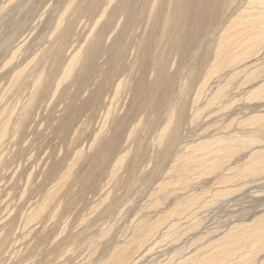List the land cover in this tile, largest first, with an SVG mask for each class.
Masks as SVG:
<instances>
[{
  "label": "rangeland",
  "instance_id": "rangeland-1",
  "mask_svg": "<svg viewBox=\"0 0 264 264\" xmlns=\"http://www.w3.org/2000/svg\"><path fill=\"white\" fill-rule=\"evenodd\" d=\"M16 1L17 0H10L8 2V0H5V1L0 0V8L3 7V10L2 9L0 10V12H1L0 13V39H3L5 34L8 31H10V30L14 31V29H15L14 26L18 21L22 22L23 21L22 19L28 20L26 25L22 26L20 28V30L17 31L20 33V35H19L20 37L18 38L19 39L18 42L21 40V42L19 43L20 45L18 44V47L17 46L14 47L16 45V43H15L14 46H13V44H12V46L10 45L11 47H13V48L10 47L11 49L6 48L3 51L0 50V106H1L0 115H1V113H4V114H2L3 116H0V117H2L3 121L6 122V120H7V122H8L7 129H6L5 133L0 135V236H1V238L4 237L2 239L0 238V264H99V263L103 262L104 259L106 260L109 257V255H111L110 254V253H112L111 250L113 251L114 247L116 246L115 243L122 241L121 236H123V233H124V235L125 234L129 235V232H131V231L133 232L132 229L135 228L133 226L136 224L134 222L139 220L137 224H140V222H141L140 219L143 221H145L147 219L146 220V221H148L147 223H151V222H155L159 218L162 219L161 224L163 223L162 225L164 226V229L162 231H164L167 235H171V236L167 237V235H165L167 239H164L163 236H161L156 240L157 236H160V232L156 233L155 243L157 241L158 242L156 244H152L149 246L152 251L149 250L146 252L149 254L144 255L145 257L143 259L145 261L142 259L144 262L141 261L140 264H147V262H148V264H152V260H154V259L155 260L153 261V264H165L166 261L168 264H174L175 259L171 260L170 258H173V256H171V255L174 254V256H175V254H176V256L178 257V256H181L182 254L183 255L185 254L184 256L186 257V255L188 256V254L191 253L189 250L195 252V250H196L195 248H197L198 246L205 247V249L207 251L209 250L208 253L206 252L207 254L205 252L203 253L202 251H205V250H202V249H201L202 250L201 252L203 254H201L199 252L202 255L201 258L206 260V262H201V264L215 263V261L214 262H210V261L214 257H216L218 255V253H221V252L223 253V251L226 252L228 250L232 251L229 248H232L235 251L237 250L236 253H238V255L240 257L242 256L241 254L244 253L245 251H250V245H251V243L254 242L253 237H251L253 234H250L249 236L246 237L245 240H243V241L240 240L239 242H237L235 244L236 246H238L241 243L245 242L248 245L247 248H243V247L241 248V247H236V246L235 247H225L227 245V241H225L223 243H219V242L223 239L225 234H227V232L229 231V230H227L228 226L230 227L234 224L233 226H236V228H239V226L241 225L239 223L251 224L252 223L251 221L254 222V220H258L263 215V212H264V196H263L264 195V187H262V185L264 186V181H263V179H264V177H263L264 176V174H263L264 168L257 170V173H255L253 171L254 169L250 168V164L249 163L246 164V161L248 160L249 154H247L248 156L246 155L247 159H246V156L239 159V157L242 155L239 153L240 152L244 153L246 151V149H242L240 151L238 150L239 152H237L238 153L237 155L234 154V156H231L232 157L231 162H230V159L228 161L230 164L229 163L223 164V166L225 165L224 168H227L232 163V165H231L232 167L231 166L229 167L232 169L231 170L227 169L228 171L226 169L225 170L224 169H215V171H214V169H205V171L200 172L199 171L200 169L196 168L195 171L198 169L197 172H193L194 171L193 169H190V170L186 169L187 170L186 171L184 166H182L183 168L181 167L182 169H184L183 171L181 168H180L181 170L176 171V168L178 166L175 168V165H177L178 163H181V161L186 162L187 158L182 157L184 159L183 160L182 158H180L181 157L180 156L179 159L177 160L175 157L177 156L176 155L177 151H178V154H179V152L186 153L187 151L192 149V146H194V144L196 145L197 143H199L203 140H208L209 138H212L211 135L216 133L219 130L218 129L219 126H223L225 123H227L229 121L233 122V120H234L233 118H235V117H236L235 121L232 123L234 125H231V127H229V131L231 130L232 131L231 133H233L234 131L237 132V130H239V133L242 132L241 134H245V133L247 134L248 130L252 129L251 126L249 127L248 126L249 124L245 125L246 121L241 122V123L240 122L238 123V121H241L243 118L247 119L248 117H246V116H248V115L252 116L255 113L256 114L259 113V115H261V116L259 119V123L257 122L258 124L256 123V126L258 125V127L261 129V132H262L261 135H262V137H264V128H263L264 127V92L259 94L258 97L259 98L261 97L260 100L256 99L258 97H255V99L248 97L249 96L248 93H250V92H247L248 88H250L252 86V84H254L255 82L256 83L254 84V86H258L259 81H257V79H256L255 81H253L254 83L248 82L247 84H245L244 82L246 80V76L244 77V75L241 74L239 76V78L236 77L237 79L235 78L233 80V84L235 86H237L238 89L237 88L232 89L230 92H232L233 94L229 93V95H227V97L224 99V101H227V99L228 100L233 99V103L231 101V103H232L231 104L230 101H228V102H224L223 104L217 105V106H219V105L223 106L225 103H228L226 108L224 109L228 113H226V112L224 113V110L221 111L222 113H219L220 111H218V113H217V111H214L215 113L214 114L210 113V117H209L208 113L213 112V111H208V112H206L207 110L201 111V113L204 111L206 113H202L199 115V120L198 119L196 120V121H199V123L195 121V123H193L194 125L191 124L192 127L190 125H188L187 123L183 125L184 130L182 131V135L184 136L185 134H183V133H186L188 131L187 132L188 134L186 133L187 139L184 138V140L186 142L184 140L183 141L185 143H183V141H182L177 147L171 149L170 153L171 154L173 153L172 155H175V157L173 156L175 160L172 159L173 157L170 156V154L168 155L169 157L166 156L167 154H165L164 156H162V155L160 156L159 150L162 148V146L158 145L159 146V149H158L157 140H154V139L152 140V137L154 138V133H153L154 130L151 128V126H147L148 124L151 125V123L154 121V119H155L154 118V116H155L154 112L155 111L147 112L148 115L145 112L141 111L142 110L141 106L143 104L140 105V103H138V102H140L139 97L141 96V94H140V92L136 91V90H138V88H135L139 84V81L141 79H144V78L146 80L148 78V80H151V81L156 80L158 83V76H157L158 74H156L155 77H153V75H151L150 71L147 70V72L145 73L147 76L145 75V77H143L144 75H142V72H140L141 73L140 76L136 75V74H139L138 70H141V64H143V62H145V59L143 57V53L141 51L137 52L134 59H133L134 56H132V54H131V56H130L131 59L127 58V59H124L122 61H118V64H117V62L113 63L115 61L112 59V55L109 56L108 52L110 51V47L112 46V42L114 40V37L117 34L116 30H115L116 32L114 31L113 33L111 32L112 34L110 33V36L106 41L101 40V41H105V42L101 43L102 45L100 43H99V45H97V42H98L97 36H99L100 32L103 31V30H101L103 28L102 23L104 24L105 18L109 15L108 14V13H110L109 10H111V7H109V6L112 3H113L112 5L115 6L116 1L115 0L111 1V4L108 5L109 8L107 7L108 10L106 9L105 15L102 17V19L99 20L98 24L95 26V27L99 26L100 28L99 27L92 28V26H93V25H91L93 23V22H91L92 20L90 21L91 22L90 23L89 20L82 18L80 20V22H83V23H80V22L75 23V26H73V28L71 27L69 29L70 31H72V33H69V31H68L66 36L63 34H65V30H66L65 24H67L69 21H71L68 18L70 16L69 11H71V10H69V11L67 10L68 11L67 12L66 11L67 8H65L66 6L64 7V5H67L71 0H35V2H32L34 0H28V1L27 0H24V1L18 0L17 2ZM21 1H22V4H21ZM25 1H27L28 3ZM37 1H39V2L37 3ZM42 1L44 3L45 2L46 3L44 4V3H42ZM85 1L86 0H75L74 3L72 2V5L70 6V8L72 9L73 7H75L76 5L81 3L80 4L81 8L83 7L85 9H88L89 3H90L88 1H90V0L86 1V2H88V4L85 3ZM204 1L205 0H200L201 3H200V6L198 7V10L199 9L200 10L199 11L197 10V14L200 17L208 16L210 10L213 8L208 3L205 4ZM10 2H11V4H9ZM247 2H248V0H234L233 7L235 9H237L240 6L241 9H244L247 5ZM62 3L63 4L65 3V4L63 5ZM83 3H84V5L87 4L86 6L88 8L86 6L85 7L82 6ZM102 3H103L102 0L95 3L94 6L96 7L97 11L100 10ZM1 4L3 6H1ZM35 4H36V6L37 5L39 6V7L37 6L38 9L35 8V6H34ZM74 4H75V6H74ZM26 5H28V6H26ZM42 6L46 9L44 10V8ZM20 7L21 8L23 7V8L20 9ZM227 7H228L227 5H224L223 8H221L222 10L220 9L219 12L216 10L213 13V15H216L217 12L219 13L215 18L216 20H214V24H217L216 26L220 25V23H223L225 17L230 14L229 12H231V10H230L231 8L228 7V9H227ZM21 10H23V11L21 12ZM63 10H64V12H63ZM51 11L53 12L52 16H51V13H52ZM28 12H29V14H28ZM66 12H67V14H66ZM41 13H42V15H41ZM48 13H50V15ZM37 14H39V15H37ZM59 14H61V15L59 16ZM222 14H224V15H222ZM27 15H28V17H26ZM33 16H35L34 21L37 22V20H40L37 22V24H35L34 21H33L34 24H31L32 22H30V20H33ZM54 16H56V17H54ZM61 16H63V17H61ZM36 17L37 18L41 17V19H37ZM57 17H58V19H59V17H60V19L65 18V21L63 22L61 19V21L63 22V23L61 22L62 27L59 26L58 30L56 29L57 32H55V30H54L55 26H54L53 22L57 21L56 20ZM30 18H32V19H30ZM71 18H73V17H71ZM95 18H96V16H95ZM49 19H50V21H49ZM66 19L69 21H67ZM84 19H85V21H83ZM122 21L124 22L123 19L120 22L122 23ZM5 22H7V23H5ZM47 22H49V24ZM84 22H86V23H84ZM120 22H119L120 26L123 25V23L121 24ZM28 23H30L31 25ZM78 23L80 24L81 27L79 26ZM63 24H64V26H63ZM87 24H88V26H86ZM199 25L200 24H197V26H196V24H192V28L196 29L199 27ZM76 26H78L77 27L78 29L76 28ZM120 26L118 25L117 30L120 28ZM85 28H87V29L89 28L87 30L88 31L87 34H84L86 31ZM90 28H92V30ZM62 30H63V33H62L63 40L61 41L62 43H60V40L57 39L56 35H58V33H60ZM217 31H220V30H217ZM2 33H3V35H2ZM80 33H82V34H80ZM52 34H54V35H52ZM90 35H91V37H90ZM93 35H94V38H93ZM78 36H79V38H78ZM82 36L87 38V40ZM70 38H71V41H70ZM74 38H75L77 44L75 43ZM72 39H73V41H72ZM83 39L86 40V42ZM68 41H70L71 43ZM187 42H189V41H187ZM63 44H66V45H63ZM75 45H76V47H75ZM79 45H82V46L79 47ZM88 45H90V46H88ZM68 46L71 49V51L74 50V48H75L76 49V50H74L75 54H76V51H78L77 53L79 56L76 54L75 57L73 58V60L76 61L75 62L76 64L73 63L74 61H72V63L75 64L73 66L74 69L72 70L73 73L71 72V74L68 77H66V81H65V79H63L64 81H61L58 83V81H60L61 75L63 74L64 67L67 66V64L71 62V60H72L71 58L74 55L72 53L73 51L69 52V49H67ZM91 46L92 47L95 46L96 48H94V47L91 48ZM65 47H66V49H65ZM262 47H264V45ZM56 49H58V52H56ZM104 49H106L105 50L106 52L104 51ZM66 51L68 52V54ZM98 53H100V54H98ZM103 53L105 55H103ZM138 53H139V55H138ZM256 54L257 55H255L253 57V59L257 58L258 60H256L254 62L253 59H250V60L248 59L250 63L247 62V65H248V67L251 68V66H252L251 61H252L253 65H254V63H258V65H261V66L257 65V67H256L258 69L260 68L258 80L261 79L259 82L260 83L259 86L261 87L262 81L264 80V76L261 77V75L264 74V72H263L264 71V48L259 49ZM90 55H93L92 56L93 58L90 57ZM96 56H98V57L100 56L99 59ZM103 56H104V59L107 57L106 61L111 60L113 65L111 62H107V63H111V64H107V63L105 64V60L102 59ZM136 56H139L138 59L136 58ZM57 58H59L60 61H59V63L57 62L58 65L56 66V64H57L56 61H58ZM94 58H96V61ZM76 59H78V60H76ZM132 59H133L134 63L131 61ZM125 60H126V62H123ZM187 60H190L189 64L191 65L192 61L189 58V56L185 57V59H182V60L177 58V57H173L171 59L170 65H169L170 70L168 69L169 75L173 74V75H175V78H176L180 74H184L186 72L187 67H190V65L187 62L185 63V61H187ZM248 60H246V61H248ZM99 61L101 63V66L99 65L100 64ZM101 61H103L104 63ZM128 62H129V64H131V63L135 64V65L137 64L136 66L133 65V70H132L133 73L136 71H137V73L132 74V72H130L134 78L131 76L130 73L128 74L125 87L122 88L123 90L121 89V92H120L121 94L119 93V95L116 96L117 98H115V97H113V94H112V84L110 82H107V83L104 82V84H103L102 78L100 76L101 72L102 71L108 72L107 70H109L111 72V68H113L114 64L116 66L114 67L115 69L113 68L114 70L112 69V72H115V70H117L116 69L117 67H119L125 63L128 64ZM85 63H87V64H85ZM94 63L96 64L95 66L93 65ZM102 63L104 64V67L106 65L104 70L102 69V68H104V67H102L103 66ZM182 64H183V66L185 65V67H186L185 69H183V71H182V68H183ZM177 66H179V67H177ZM55 67H57V68L55 69ZM80 67H82V68H80ZM98 67H100V68H98ZM107 67H108V69H107ZM180 67H182V68H180ZM248 67H247V69H248ZM253 67L254 66H252V68L251 69L249 68L248 70L250 71V70L255 69ZM14 68H15V71H17V72L19 70H22V72L24 74V75L22 74L23 77L21 76V79L19 81H17L18 85L13 81V71L12 70ZM99 69L101 72L99 71ZM81 70H83V71H81ZM227 70H229V69H227ZM201 72L204 73V71H201ZM223 73H224V71H223ZM38 75H42V77H43V78L41 77V81H42L41 83L42 84L39 83V86H36L37 87L36 90L39 88V90H37V91L40 94H38L36 90L34 91L35 88L32 86V80H34ZM87 75L88 76L90 75V76L88 77ZM24 77H26V78H24ZM78 77H80V78H78ZM213 78H212V81L209 82L210 83L209 85L210 86L212 85L213 87H215V85H213V84H215L216 79H215V77H213ZM22 79H24V80L21 81ZM42 79H44V80H42ZM85 79H88L87 80L88 83ZM96 79H97V81H96ZM130 79H131V81H130ZM242 80H243V82H242ZM44 81L46 83H43ZM239 81H241L240 85H239V83L237 85L236 83ZM13 82L15 85L13 84ZM21 82H23V83H21ZM97 82H99V84ZM24 83H25V85H23ZM249 83H251V85H249ZM263 83H264V81H263ZM100 84L101 85L106 84L105 85L106 87L103 86L102 89H103V91L105 89L106 90L108 89L107 90L108 92H106V90H105V92H102V93L100 91H98L97 94H100V102L99 101L95 102V96L97 95L96 92L98 89V85H100ZM148 84H150V81H148ZM43 85H46V86H43ZM101 85L99 86V88L101 87ZM11 86H13V87H11ZM24 86L27 89L24 88ZM87 86H90V87H87ZM241 86H242V88H241ZM9 87L12 89H9ZM50 87H52V88H50ZM95 87H97V88H95ZM28 88H30V89H28ZM128 88H130V89H128ZM262 88H264V87H262ZM15 89H18V90L16 91ZM51 89H53V90H51ZM125 89H127L128 92L132 90V92L136 93L137 95L133 94L132 92H131L132 94L130 92L128 93L127 90H125ZM240 89H242V90H240ZM43 90L44 91L46 90L45 91L46 93ZM95 90H96V92H95ZM244 90H246V91H244ZM261 90L264 91L263 89H261ZM241 92H243V95ZM43 93H45V95ZM107 93H108V95H107ZM208 93H209V91H205L204 93H202L199 101L202 99H205V95H207ZM34 94H35V97L33 96ZM247 94H248V96H247ZM105 95H107V96H105ZM188 95L189 96L186 97L187 101L185 98H184V100L186 101V103L188 105V114L189 113L191 114L194 111L193 109H195V107L191 110H190V108H192V106L197 107L198 104L197 105H195L196 103H194V105L192 104V102H193L192 101L193 100L192 95H194V92L192 90H190ZM238 95L246 96L248 99L245 98L246 99L245 100L244 97H243V99L247 102L245 103L244 100L241 99L242 96H239L241 99L240 101L242 102V103L241 102L239 103ZM42 96H43V98H41ZM136 96H138V97H136ZM102 97H103V99H102ZM112 97H113V99H112ZM229 97H232V98L229 99ZM235 97H236V102H235ZM31 98H33V99H31ZM250 98H251V100L249 101ZM134 99H135V101H134ZM252 99H254V101H252ZM190 100H191V102H190ZM32 101L34 102V104H32L33 103ZM113 101L116 103L114 104ZM157 101H158V99L155 100V103H157ZM199 101L197 103H201L204 100L201 102H199ZM27 102H29V103L32 102V103H30L31 104L30 105ZM83 102H85V103H83ZM112 102L115 105V108H114V105L112 104ZM153 102L154 101H152V103ZM109 103H110V105H109ZM236 103H238V105ZM22 104H24L25 106L23 107ZM246 104H247V106H245ZM189 105L190 106L192 105V106L190 107ZM243 105H244V107H247L246 110L244 109L245 111L242 110ZM29 106H31V107H29ZM79 106L82 109H80ZM104 106L106 107V110H105ZM134 106H135V108H134ZM248 106H249V108H248ZM6 107H8L9 110L11 109L10 111L13 110V112L5 113L6 111H9L8 109H6ZM89 107H90V111L88 109ZM97 107H98V109H97L98 112L95 111ZM99 107H101V108L99 109ZM128 107L129 108L131 107V108L129 109ZM20 108H24L26 110L22 111V114H21V113H19L22 110V109L20 110ZM76 109L78 110V112H77L78 114H76V112H75ZM79 109H80V111H79ZM110 109H112V110L116 109L115 111L113 110L115 112V114L113 113V115H112L113 111ZM92 110H93V112H92ZM100 110H101V112L103 111L104 113L103 112L101 113ZM15 111L17 112V114H15L16 113ZM246 111H247V113H246ZM254 111H258V112H254ZM105 113H107V114H105ZM109 113H110V116L112 115L111 117L107 116V115H109ZM163 113L165 114V111L161 113V118H163L165 116ZM133 114L136 116L134 117ZM152 114H153V116H152ZM162 114L164 115L163 117H162ZM203 114H204V116H203ZM14 115L16 116V118ZM121 116H123V117H121ZM230 116L232 117V121H231ZM7 117L8 118L11 117V118L8 119ZM17 117H19V118H17ZM88 117H90V118H88ZM238 117H240V118L238 119ZM101 118H102V120H101ZM132 118H133V120H132ZM16 119L18 122L16 121ZM118 119L120 122L118 121ZM130 119H131V121H130ZM143 119H145V121H147V122H145ZM209 120H211V121H209ZM222 120H223V122H222ZM114 121H116V122H114ZM134 121H136V122H134ZM123 122H127L126 125H129V126L123 125L124 124ZM139 122H140L142 127H140V125H139L136 128L134 125L137 126ZM243 123L245 126L242 125ZM239 124H240V126H238ZM119 125H122V126H119ZM131 125H133V126H131ZM185 125L186 126L188 125V126L185 127ZM253 126H255V124ZM133 127H134L135 133H133L132 136H134V137L131 136L132 138H129V137L126 138L127 137L126 134L129 133V131L132 130L131 128H133ZM143 128H145L146 130ZM148 128H150L149 129L150 131L148 130ZM242 128H245V129H242ZM195 131H196V133H194ZM121 132H124V133L121 134ZM189 132H190V134H189ZM147 133H149L150 135ZM118 134L119 135L124 134L123 135L124 138L123 139L121 138L122 141H118L117 143H115V141L118 140V136H117ZM146 134L149 135V137L148 136L145 137ZM196 136H197V138H196ZM198 137H200V138H198ZM115 139H117V140H115ZM131 140H132V144H131ZM113 141H114V143L112 144ZM191 142H192V144H191ZM135 143L137 145L140 143L143 149H144V147L146 148L144 150L145 153L143 154L144 159H143L142 163H140L136 166V168L132 164V161H133L134 155H135V149L133 150L134 147L136 148ZM151 143H154V144H151ZM182 143L184 144V146H186V149L183 147V145H181ZM186 143H187V145H186ZM123 144H125V145H123ZM105 145H106V147L108 145H110V147L113 145V148L116 147V149L114 150V156L116 154V157L115 158L113 156H112V158L106 157L107 162H105V163L102 162V164H101V163H99L101 161L98 160L99 149H102L103 147H105ZM132 145H133V147H131ZM190 145H191V147H190ZM119 146H121V148ZM180 146H182V148H184L183 151H181L182 148ZM127 147H129V148H127ZM261 147H263V150ZM176 148L181 149V150L180 151L176 150ZM187 148H189V149L187 150ZM258 148L261 149L262 151H264V141L259 143V146L257 147V149ZM129 149L130 150L132 149V151L130 152ZM148 150L150 152H148ZM124 152H126V153H124ZM153 152H155L154 155H153ZM149 153H150V155H149ZM179 155H181V154H179ZM121 156H123V160H124V161L122 160L123 162H121V164L123 163V165H124V162H126L128 167L126 166V163L124 166H121V164L119 163L115 169H112L113 164L117 161L116 160L117 157L119 158ZM233 158L235 160H238V159L240 160V161L239 160L236 161L237 162L236 164H238V165L242 161L239 166L234 164L235 160H233ZM113 159H115V160L112 161ZM164 159H165V161H164ZM96 161H98V162H96ZM130 161H131V163H130ZM171 161H173V163L175 162V165H173V163ZM169 162L172 164H170ZM162 164H163V166H162ZM182 164H183V162H182ZM226 164H229V165L226 167ZM142 165L144 166V168H142L143 167ZM169 165H170V167H169ZM178 165H180V164H178ZM131 166H132V168H131ZM223 166H220V167H223ZM235 166L236 167L238 166V167L236 168ZM138 167H141V168L139 169ZM165 167H167V168H165ZM168 167H169V169H168ZM127 168L129 169V171H127ZM171 168H173V169L175 168L174 171ZM100 169L102 170V172H100L101 171ZM67 170L68 171L70 170V172L68 173ZM132 170H134V171H132ZM168 170H169V173L171 174V177L168 174ZM220 170H223L224 174H226V175H224L222 173V171H221V173H219ZM260 170H261V173H259ZM93 171H94V173H93ZM178 171H179V173H178ZM190 171H192V172H190ZM176 172L178 173L177 179H176L177 176H175ZM242 172H244V173H242ZM252 172H254V173H252ZM63 173H65V175H67V176H65ZM70 173H71V175H70ZM191 173H193L192 174L193 176L191 175ZM258 173L261 175L259 176ZM93 174H94V178L92 177ZM95 174L99 175V177H96L97 175H95ZM131 174H132V177H131ZM179 174L180 175L182 174L184 177L188 176V178L185 177L186 180L183 178L184 180L182 179V181H180L181 177L179 178V176H180ZM172 175H174V176H172ZM190 175H191V177H190ZM218 175H221V176L219 177ZM247 175H250V176H247ZM166 176H167V178H166ZM258 176L261 177V179ZM68 177H70V178H68ZM88 177L90 178V180ZM95 177H96V179H95ZM172 177H174V178L172 179ZM215 177H216V179H214ZM60 178H61V180H59ZM168 178L171 181L172 180L173 181L168 182V181H170ZM66 179L68 181H66ZM132 179H134V181ZM62 180H64V182H62ZM123 180H125V181L123 182ZM130 180L132 181L133 184L131 183ZM165 180H167V181H165ZM175 180H179L180 182L179 181H177V182H179L181 184L183 182V184H185L186 186L182 185L180 187L181 184L180 185L177 184L176 186H174L175 183H177V182H175ZM60 181L62 183H60ZM121 181L123 182V185H122ZM128 181H130L128 183V185L131 184L132 187L130 185L128 186L126 184V182H128ZM198 182H200V183H198ZM163 183H165V184H163ZM169 183L174 184V185H170ZM186 183H189V184H186ZM164 185L167 187H165ZM247 185H248V187H247ZM52 186L55 189L57 187H59V189H58L59 191L57 189L53 190ZM55 186H57V187H55ZM122 186L123 187L128 186L130 188L127 189V187L123 188ZM164 188H166L167 191ZM48 189H50V190L52 189L51 193H54V195L57 193L58 195L56 194L55 196L58 199L55 196H53L51 193H47ZM183 189H184V191H183ZM189 189L193 192L189 191ZM50 190H48V192H50ZM224 190H226L225 194L221 193V194L216 195L217 192H219V191L221 192ZM108 191H109V194H108ZM126 191H128V192H126ZM165 191L167 193H165ZM185 191L189 195H186ZM163 193H165V194H163ZM46 194L47 195L50 194L48 196L50 198L53 196L52 199H48V197H46ZM182 194L184 195V198H182V196H183ZM190 194L191 195L193 194V195L191 196ZM194 194H195V196H199V197H197V199H196V197L194 198L193 197ZM196 194H198V195H196ZM179 195H181V196H179ZM58 196L61 198L59 199ZM173 196H175V197H173ZM186 196L187 197L190 196V199H189V197L187 199L189 200V204H190L191 208L189 207V204L186 203L188 200L185 201ZM116 197H117V199H116ZM156 197H158V198H156ZM41 198L42 199L46 198L48 200L42 201L43 203H40V200H42ZM113 198H115V199H113ZM178 198L180 199V201H178L179 200ZM181 199H184V201L182 200V203H183L182 205L180 204ZM192 199H196L195 202H193ZM50 200L54 201V202L53 201L50 202L51 204L53 203L52 204L53 208L51 209V211H50L51 204L45 203V202H49ZM59 200L60 201L62 200V201L60 202ZM112 200L114 203L113 205H112V203H110V202H112ZM159 201H160V203H159ZM222 201H224V203ZM57 202L59 204H57ZM171 203H173V205H174V203H177L178 205L180 204L181 207H183V205H185L184 207L187 206L186 208H183V210H182V212H184L185 214L180 211V209H182V208H180V207H179L180 209L177 208V206H178L177 204H175L174 205L175 207H174ZM206 203H207V206H206ZM109 204L112 205V207L110 210H106V208L109 207V206H107ZM155 204H157V206ZM40 205H41V207H40ZM56 205L59 206V207H57L58 209L56 208ZM64 205L67 207L69 205V207L67 208ZM155 207H157V208H155ZM61 208H62V210H61ZM66 208H67V210H65ZM171 208H172V210L175 208L172 213H170ZM224 208H226V209H224ZM39 209L40 210L44 209V210L40 211ZM214 209H215V211H214ZM111 210H112V212H110ZM113 210L115 212H113ZM52 211H56V212H52ZM60 211H62L63 214H60ZM102 211L103 212L107 211V212L104 213V215H103V213L101 214ZM177 211H178V213H176ZM51 213H52V215H51ZM99 213L102 216H99L100 215ZM107 213H109L110 215ZM194 213H195V215H193ZM59 214L61 216H59ZM105 214H106V216H105ZM113 214H114V216H113ZM169 214H171V215H169ZM175 214H179V216H177ZM180 214H182L181 215L182 218H180L181 217ZM188 214H191V215H188ZM28 215H30V216H28ZM50 215L52 217H54V216L55 217L50 218L51 217ZM111 215H112V217H111ZM183 216L186 218L185 220H184ZM195 216H196V218H195ZM29 217H31V218L28 219ZM100 217H102V219H100ZM105 217L109 218L110 221L105 219ZM114 217H116V218L118 217V218L114 219ZM140 217H142V218H140ZM143 217H144V219H143ZM190 217L191 218L194 217V218L189 220ZM178 218L181 219L180 222H179L180 219H178ZM225 218H226V220H225ZM151 219H153V220H151ZM150 220H151V222H150ZM177 220H178V223H177ZM187 220H189V221H187ZM146 221H145V223H146ZM239 221H241V222H239ZM182 222H184V223H182ZM180 223H182V225H176V224H180ZM172 224L174 226H172ZM204 224H205V226H204ZM142 225H144V224H142ZM142 225L140 224L141 227H142ZM169 225L172 227H169ZM176 226H178V227H176ZM187 226H189V227H187ZM191 226H193L194 228H192ZM174 227L177 230H175ZM162 228L163 227H161V228L159 227L160 231ZM167 228H171L172 230L167 232L166 231ZM187 228H189L190 231ZM191 229H193V230H191ZM104 232H106V233H104ZM187 232H190L189 237H190V235L195 236V237H193L194 239L191 238L195 242H191V240H189V238L187 237L188 236ZM172 236H174L175 238L177 237V239L176 240L173 239ZM185 237L188 238V240ZM196 238H198V239H196ZM236 238L237 237L234 236V239H236ZM159 240H161V243H160L161 245L159 244V242H160ZM166 241H167V243H166ZM188 241H190V242H188ZM185 242L187 244H185ZM177 243L178 244L181 243V244L178 245ZM203 243H205V244H203ZM194 244L195 245L197 244V246L194 247L195 250L193 249ZM186 245H187V249H186ZM191 245H193V246L191 247ZM151 246H153V247H151ZM172 246L174 247V249ZM184 246H185V250H184ZM188 247H190L189 250H188ZM111 248H113V249H111ZM171 249H173V251H171V252H173V254L171 252H169V253H171L170 254L171 257L168 259L167 256L169 255V253H167V252ZM174 250L176 253H174ZM186 250H188V251H186ZM184 251H186L187 254ZM196 251L198 252V249ZM199 251H200V248H199ZM194 252L192 254H194ZM197 252L195 254H198ZM258 253H257L258 256L264 255V248L261 251H259ZM189 255H191V254H189ZM227 255L228 256L230 255L233 257V258L231 257V259H230L231 264H237L238 263V258L234 257L235 254L232 255V253H229ZM154 256H155V258H154ZM224 256H225V254H224ZM159 258H161L160 260H164V261L166 258L165 263H162L163 261H159V262H161V263H159L158 262ZM231 260H232V262H231ZM149 261H151V263ZM171 261H172V263H171Z\"/></svg>",
  "mask_w": 264,
  "mask_h": 264
},
{
  "label": "bare ground",
  "instance_id": "bare-ground-1",
  "mask_svg": "<svg viewBox=\"0 0 264 264\" xmlns=\"http://www.w3.org/2000/svg\"><path fill=\"white\" fill-rule=\"evenodd\" d=\"M5 1V0H4ZM10 0H8V2H9ZM18 1V0H17ZM16 1V2H17ZM24 1V0H23ZM28 1V0H27ZM27 1H25V2H27ZM74 1L75 0H71L67 5H64L63 3V5H64V7L65 8H67L66 9V11L68 10H71V11H69L70 12V16L68 17L69 18V20H71V21H69V20H67V21H69L67 24H65V28H66V30H65V34H63V35H67V33H68V31H69V33H72V31H70L69 29L72 27L73 28V26H75V23H77V22H80V20L82 19V18H85L86 20H89V22L91 21V22H93L91 25H93L92 26V28H97V27H99V26H97V27H95L97 24H98V22H99V20L100 19H102V17L105 15V12H106V9H107V7H108V5L109 4H111V1L112 0H102L103 1V3H102V6L100 7V10H96V7L94 6L95 5V3H97L98 1H101V0H90V1H88V2H90L89 3V8L86 6L87 4H88V2H86L85 1V3H87L86 5H84V3H83V5L82 6H86L88 9H85V8H81V3H79L78 5H76L75 6V4H74V6L75 7H73L72 9L70 8V6L72 5V2L74 3ZM116 1V4H115V6H113L112 4L109 6V7H111V10H109L110 11V13H108L109 15L105 18V21H104V24L102 23V26H103V28L101 29V30H103V31H101L100 32V34H99V36H97V38H98V42H97V45H99V43L101 44L102 42H105L108 38H109V36H110V33L112 32H114L115 30L117 31V34L115 35V37H114V40H113V42H112V46L110 47V51L108 52L109 53V56H111L112 55V59L115 61V62H113V63H116L117 62V64H118V61H122V60H124V59H127V58H129V59H131L130 58V56H131V54H132V56H134L133 57V59L135 58V55L137 54V52H142L143 53V57H144V59H145V62H143V64H141V70H138L139 72V74H136V75H139L140 76V72H142V75H144L143 77H145V73L147 72V70H149L150 71V73H151V75H153V77H155V75L156 74H158L157 76H158V83H157V81L156 80H153V81H151V80H148V78H147V80L148 81H150V84H148V81L144 78V79H141L140 81H139V84L135 87V88H138V90H136V91H138V92H140V94H141V96L139 97V99H140V102H138V103H140V105H142L141 106V108H142V110L141 111H143V112H145L147 115H148V113L147 112H151V111H155L154 113H155V116H154V121L151 123V125L150 124H146L147 126H151V128L154 130V138L152 137V140L154 139V140H157V142H158V144H157V146L158 145H160V146H162V148L159 150V153H160V156L162 155V156H164L165 154H167L166 156H168L169 154H170V156H174L175 157V155H172L170 152H171V149H173V148H175V147H177L183 140H184V138H186V133L188 132H186V133H183V134H185L184 136L182 135V131L184 130V127H183V125L184 124H188V125H190L191 126V124L192 125H194L193 123H195V121L198 119L199 120V115L200 114H202V113H206V112H208V111H213V112H209L208 113V115H209V117H210V113H215L214 111H217V113H218V111H220L219 113H222L221 111L222 110H224L225 108H226V106H227V104L228 103H225L223 106L221 105H219V106H217L218 104H223L224 102H228V101H230V103H231V101H232V103H233V99H231V100H228L227 99V101H224V99L227 97V95H229V93L230 94H233L232 92H230L232 89H238V87L237 86H235L234 84H233V80L237 77V78H239V76L241 75V74H243L244 75V77L246 76V80H245V84H247L248 82H253V81H255L256 79H257V81H259L260 82V80H258V77H259V71H260V68L258 69V68H256L257 67V65H258V63H254L256 60H258L257 58L254 60L253 59V57L255 56V55H257L256 53H257V51L259 50V49H262V48H264V47H262L263 45H264V0H248V2H247V5H246V7L244 8V9H241V7L239 6L237 9H235L234 7H233V4H234V0H205L204 2H205V4H209L211 7H213L211 10H210V12H209V14H208V16H203V17H200L198 14H197V10H198V7L200 6V0H115ZM7 2V1H6ZM13 2V1H12ZM24 2V3H25ZM32 2H35V0L34 1H32ZM31 2V3H32ZM39 1H37V3H38ZM65 2V1H64ZM78 2V1H77ZM28 3V2H27ZM26 3V4H27ZM30 3V2H29ZM42 3H44L43 1H42ZM46 3V2H45ZM44 3V4H45ZM203 3V2H202ZM9 4H11V2L9 3ZM20 4V3H19ZM21 4H22V1H21ZM20 4V5H21ZM99 4V3H98ZM204 4V5H205ZM25 5V4H24ZM23 5V6H24ZM224 5H227L228 7H230L231 9V12H229L228 14V16H226L225 17V19H224V22L223 23H220V25H218V26H216L217 24H214V20H216L215 18H216V16L219 14L218 12H219V10L221 9V8H223V6ZM1 6H3L2 4H1ZM26 6H28V5H26ZM35 6V8H37V6H36V4L34 5ZM47 6V5H46ZM39 7V6H38ZM43 7V6H42ZM48 7V6H47ZM108 7V8H109ZM228 7H227V9H228ZM23 8V7H22ZM21 7H20V9H22ZM27 8V7H26ZM25 8V9H26ZM34 8V7H33ZM44 8V7H43ZM64 8V9H65ZM3 10V7L2 8H0V10ZM16 9V8H15ZM38 9V8H37ZM46 8H44V10H45ZM207 9V8H206ZM14 10V9H13ZM31 10V9H30ZM108 10V9H107ZM200 10V9H199ZM198 10V11H199ZM204 10V9H203ZM209 10V9H208ZM218 11L217 12V14L216 15H213V13L215 12V11ZM222 10V9H221ZM229 10V11H230ZM20 11V10H19ZM23 10H21V12H22ZM67 11V12H68ZM46 12V11H45ZM52 12V11H51ZM63 12H64V10H63ZM67 12H66V14H67ZM1 13V12H0ZM27 13V12H26ZM225 13V12H224ZM3 14V13H2ZM28 14H29V12H28ZM49 15H50V13H48ZM52 14H53V12L51 13V16H52ZM65 14V13H64ZM226 14V13H225ZM37 15H39V14H37ZM41 15H42V13H41ZM57 15V14H56ZM61 14H59V16H60ZM222 15H224V14H222ZM6 16V15H5ZM65 16V15H64ZM68 16V15H67ZM66 16V17H67ZM95 16H96V18H95ZM220 16V15H219ZM3 17V16H2ZM11 17V16H10ZM14 17V16H13ZM12 17V18H13ZM26 17H28V15L26 16ZM34 17L35 16H33V20H30V22H32L31 24H34V22H35V24H37V22L38 21H40V20H37V22L36 21H34ZM38 17V16H37ZM36 17V18H37ZM43 17V16H42ZM54 17H56V16H54ZM61 17H63V16H61ZM71 17H73V18H71ZM48 18V17H47ZM50 18V17H49ZM11 19V18H10ZM29 19V18H28ZM30 19H32V18H30ZM37 19H41V17L40 18H37ZM51 19V18H50ZM50 19H49V21H50ZM55 19V18H54ZM62 19V18H61ZM61 19H60V17H59V19H58V17L56 18V20L57 21H55V22H53L54 23V30H55V32H57L56 31V29L58 30V28H59V26L60 27H62L61 26V22L63 21H65V18H63L62 19V21H61ZM85 19L83 20V21H85ZM124 20V22L122 21V23H123V25H121L120 26V24H119V22L121 21V20ZM221 19V18H220ZM23 21L21 22V21H18L16 24H15V29H14V31H12V30H10V31H8L6 34H5V36H4V38L3 39H0V50H5L6 48H10L11 46H12V44H13V46L15 45V43H16V45L14 46V47H18V44L21 42V40L18 42V38L20 37L19 35H20V33L19 32H17L18 30H20V28L22 27V26H25L26 25V23H27V21L28 20H24V19H22ZM10 21V20H9ZM8 21V22H9ZM34 21V22H33ZM48 21V20H47ZM62 22V23H63ZM90 22V23H91ZM218 22V21H217ZM222 22V21H221ZM5 23H7V22H5ZM15 23V22H14ZM48 24H49V22H47ZM51 23V22H50ZM80 23H83V22H80ZM84 23H86V22H84ZM121 23V22H120ZM121 23V24H122ZM28 24H30V23H28ZM30 24V25H31ZM64 24H63V26H64ZM79 24V23H78ZM192 24H196V26H197V24H200L199 25V27L198 28H192ZM4 25V24H3ZM100 25V24H99ZM118 25L120 26V28L117 30V27H118ZM79 26H80V24H79ZM83 26V25H82ZM86 26H88V24L86 25ZM3 27V26H2ZM35 27V26H34ZM78 26H76V28H77ZM81 27V26H80ZM30 28V27H29ZM83 28V27H82ZM92 28H90L91 30H92ZM100 28V27H99ZM61 29V28H60ZM78 29V28H77ZM76 29V30H77ZM86 29V31H85V33L84 34H87V30L89 29H87V28H85ZM7 30V29H6ZM72 30V29H71ZM217 30H220V31H217ZM32 31V30H31ZM30 31V32H31ZM74 31V30H73ZM115 31V32H116ZM81 32V31H80ZM94 32V31H93ZM62 33H63V30L60 32V33H58V35H56L57 36V39L58 40H60V43H62L61 41L63 40V35H62ZM79 33V32H78ZM111 33V34H112ZM57 34V33H56ZM76 34V33H75ZM80 34H82V33H80ZM97 34V33H96ZM2 35H3V33H2ZM25 35V34H24ZM52 35H54V34H52ZM71 35V34H70ZM95 35V34H94ZM94 35H93V38H94ZM75 36V35H74ZM86 36V35H85ZM82 37H84V36H82ZM89 37V36H88ZM90 37H91V35H90ZM25 38V37H24ZM73 38V37H72ZM77 38V37H76ZM78 38H79V36H78ZM77 38V39H78ZM85 38V37H84ZM21 39V38H20ZM86 40H87V38H85ZM74 40H75V38H74ZM80 40V39H79ZM84 40V39H83ZM86 40H84L85 42H86ZM101 40H105V41H101ZM70 41H71V38H70ZM70 41H68V42H70ZM72 41H73V39H72ZM187 41H189V42H187ZM24 42V41H23ZM59 42V41H58ZM57 42V43H58ZM83 42V41H82ZM65 43V42H64ZM71 43V42H70ZM74 43V42H73ZM75 43L77 44V42H76V40H75ZM84 43V42H83ZM82 43V44H83ZM22 44V43H21ZM107 44V43H106ZM11 45V46H10ZM20 45V44H19ZM63 45H66V44H63ZM95 45V44H94ZM102 45V44H101ZM104 45V44H103ZM59 46V45H58ZM57 46V47H58ZM82 45H79V47H81ZM88 46H90V45H88ZM105 46V45H104ZM71 47V46H70ZM75 47H76V45H75ZM78 47V46H77ZM94 48H96L95 46H93ZM92 46H91V48H93ZM11 48H13V47H11ZM10 48V49H11ZM72 48V47H71ZM62 49V48H61ZM65 49H66V47H65ZM67 49H69V52L71 51V49L69 48V46L67 47ZM109 49V48H108ZM107 49V50H108ZM74 50H76L75 48H74ZM74 50H72L71 52L74 54L73 56H72V60H71V62L70 63H68L67 64V66H63L64 67V69H63V74L61 75V77H60V81H58V83L59 82H61V81H64L63 79H65V81H66V77H68L70 74H71V72H72V70L74 69L73 68V66L76 64L75 62V60H73V58L75 57V55L77 54L78 55V51H76V54H75V51ZM106 49H104V51H105ZM16 51V50H15ZM14 51V52H15ZM68 51V50H67ZM66 51V52H67ZM93 51V50H92ZM102 51V50H101ZM56 52H58V49H56ZM60 52V51H59ZM64 52V51H63ZM103 52V51H102ZM106 52V51H105ZM104 52V53H105ZM71 53V54H72ZM101 53V52H100ZM100 53H98V54H100ZM103 53V55H105ZM259 53V52H258ZM57 54V53H56ZM55 54V55H56ZM64 54V53H63ZM62 54V55H63ZM67 54H68V52H67ZM81 54V53H80ZM102 54V53H101ZM70 55V54H69ZM138 55H139V53H138ZM60 56V55H59ZM71 56V55H70ZM79 56V55H78ZM89 56V55H88ZM93 55H90V57H92ZM95 56V55H94ZM187 56H189V58L191 59V65L189 64V61L190 60H187V61H185V63L187 62L189 65H190V67H187V69H186V72L184 73V74H180L178 77H176L175 78V75H173V74H171V75H169V65H170V63H171V59L173 58V57H177V58H179V59H185V57H187ZM65 57V56H64ZM96 57H98V56H96ZM100 57V56H99ZM99 57H98V59H99ZM102 57V56H101ZM138 57L139 56H136V58L138 59ZM70 58V57H69ZM78 58V57H77ZM93 58V57H92ZM107 58V57H106ZM106 58L104 59V56H103V58L102 59H104L105 60V64L107 63V62H111V60L110 61H106ZM58 59V61H56V63L58 62L59 63V61H60V59L59 58H57ZM63 59V58H62ZM95 59V61H96V58H94ZM97 59V60H98ZM133 59L131 60L132 62H133ZM250 59H253V63H254V65L252 64V61H251V65L252 66H254L253 68H255V69H253V70H248L250 67H248V65H247V62L248 63H250L249 62V60ZM64 60V59H63ZM76 60H78V59H76ZM89 60V59H88ZM246 60H248V61H246ZM72 61H74L73 63H75V64H73L72 63ZM94 61V62H95ZM174 61V60H173ZM93 62V61H92ZM101 62H103V61H101ZM123 62H126V60L125 61H123ZM258 62V61H257ZM55 63V64H56ZM58 63L56 64V66L58 65ZM99 63H100V61H99ZM104 63V62H103ZM102 63V64H103ZM112 63V62H111ZM111 63H107V64H111ZM113 63H112V65H113ZM134 63V62H133ZM175 63V62H174ZM173 63V64H174ZM182 63V62H181ZM85 64H87V63H85ZM89 64V63H88ZM98 64V63H97ZM187 64V65H188ZM94 66L96 65L95 63L93 64ZM92 65V66H93ZM100 66H101V63L99 64ZM120 65V64H119ZM133 65L134 66H136L135 64H129V62H128V64H123V65H121V66H119V67H117L116 69L117 70H115V72H112V69L116 66L115 64H114V66H113V68H111V72L109 71V70H107L108 72H101L100 71V69H99V71L101 72V78H102V82H103V84H104V82L105 83H107V82H110L111 84H112V94H113V97H115V98H117L116 96L117 95H119V93L121 92V89L123 88V87H125V85H126V79H127V77H128V74L130 73V72H132V70H133ZM178 65V64H177ZM181 65V64H180ZM250 65V64H249ZM250 65V66H251ZM61 66V65H60ZM87 66V65H86ZM98 66V65H97ZM109 66V65H108ZM182 66H183V64H182ZM244 66V67H243ZM252 66H251V68H252ZM258 66H261V65H258ZM91 67V66H90ZM102 67H104V64H103V66ZM105 67H106V65H105ZM105 67L104 68H102L103 70L105 69ZM177 67H179V66H177ZM247 67H248V69H247ZM13 68V67H12ZM11 68V69H12ZM16 68V67H15ZM15 68L12 70L13 71V81L17 84V81H19L20 79H21V76H22V74H23V72H22V70H19L18 72L17 71H15ZM57 67H55V69H56ZM80 68H82V67H80ZM98 68H100V67H98ZM180 68H182V67H180ZM186 67H185V65L183 66V68H182V71H183V69H185ZM250 68V69H251ZM94 69V68H93ZM107 69H108V67H107ZM115 69V68H114ZM113 69V70H114ZM169 69V70H168ZM177 69V68H176ZM227 69H229V70H227ZM96 70V69H95ZM136 70V69H135ZM226 70V71H225ZM262 70V69H261ZM81 71H83V70H81ZM98 71V70H97ZM98 71V72H99ZM185 71V70H184ZM201 71H204V73L203 72H201ZM223 71H224V73H223ZM85 72V71H84ZM264 72V71H263ZM73 73V72H72ZM134 73H137V71L136 72H134ZM133 72H132V74H134ZM178 73V72H177ZM181 73V72H180ZM6 74V73H5ZM12 74V73H11ZM131 74V73H130ZM132 74H131V76H132ZM176 74V73H175ZM8 75V74H7ZM24 75V74H23ZM59 75V76H60ZM91 75V74H90ZM89 75V76H90ZM141 75V76H142ZM177 75V74H176ZM261 75V74H260ZM79 76V75H78ZM88 76V75H87ZM88 76V77H89ZM97 76V75H96ZM99 76V77H100ZM147 76V75H146ZM262 76H264V74L263 75H261V77ZM23 77V76H22ZM41 77H42V75H38L34 80H32V86L35 88L34 89V91L36 90V86H39V83L40 84H42L41 82ZM87 77V78H88ZM133 77V76H132ZM151 77V76H150ZM149 77V78H150ZM213 77H215V84H213V85H215V87H213L212 85L210 86L209 84V82L210 81H212V78ZM243 77V76H242ZM241 77V78H242ZM24 78H26V77H24ZM43 78V77H42ZM78 78H80V77H78ZM97 78V77H96ZM134 78V77H133ZM236 78V79H237ZM89 79V78H88ZM88 79H85L86 81L88 80ZM151 79V78H150ZM155 79V78H154ZM214 79V78H213ZM24 79H22L21 81H23ZM42 80H44V79H42ZM47 80V79H46ZM45 80V81H46ZM80 80V79H79ZM84 80V81H85ZM263 80V79H262ZM43 82V83H46V82ZM77 81V80H76ZM83 81V82H84ZM90 81V80H89ZM96 81H97V79H96ZM130 81H131V79H130ZM264 81V80H263ZM263 81H262V84H261V87L259 86L260 85V83L258 82V86H254V84L256 83H254V84H252V86L250 87V88H248V90H247V92H250V93H248L249 94V96H248V94H247V96L248 97H251V98H254L255 99V97H258L259 96V94L260 93H262V92H264V91H262L261 89H263L264 90V88H262V87H264V83H263ZM14 82H13V84H14ZM25 82V81H24ZM214 82V81H213ZM240 82L241 81H239V82H237L236 84L238 85V83H239V85H240ZM242 82H243V80H242ZM21 83H23V82H21ZM87 83H88V81H87ZM98 84H99V82H97ZM135 83V82H134ZM20 84V83H19ZM86 84V83H85ZM129 84V83H128ZM243 84V83H242ZM11 85V84H10ZM15 85V84H14ZM13 85V86H14ZM18 85V84H17ZM23 85H25V83L23 84ZM30 85V84H29ZM57 85V84H56ZM101 85V84H100ZM100 85H98V89H97V92H96V90H95V92H96V94L98 93V91H100L101 93L102 92H105V90L103 91V89H102V87L103 86H105V85H101V87L99 88V86ZM249 85H251V83H249ZM257 85V84H256ZM13 86H11V87H13ZM43 86H46V85H43ZM247 86V85H246ZM16 87V86H15ZM14 87V88H15ZM29 87V86H28ZM87 87H90V86H87ZM106 87V86H105ZM18 88V87H17ZM24 88H26L25 86H24ZM31 88V87H30ZM30 88H28V89H30ZM44 88V87H43ZM50 88H52V87H50ZM86 88V87H85ZM95 88H97V87H95ZM241 88H242V86H241ZM9 89H12V88H10L9 87ZM27 89V88H26ZM49 89V88H48ZM111 89V88H110ZM128 89H130V88H128ZM132 89V88H131ZM253 89V90H252ZM16 91L18 90V89H15ZM32 90V89H31ZM37 90H39V88L37 89ZM36 90V91H37ZM50 90V89H49ZM51 90H53V89H51ZM108 90V89H107ZM106 90V92H108ZM123 90V89H122ZM125 90H127V89H125ZM124 90V91H125ZM190 90H192L193 92H194V95H192V97H193V102H192V104L194 105V103H196L195 105H197V107L196 106H192V108H190V110L191 109H193L194 107H195V109H193L194 111L189 115L188 114V105H187V103H186V101H187V96H189L188 94H189V92H190ZM240 90H242V89H240ZM246 90H244V91H246ZM44 91V90H43ZM46 91V90H45ZM44 91V92H45ZM135 91V92H136ZM205 91H209V93L207 94V95H205V99H202V100H200L199 101V99H200V97H201V94L202 93H204ZM234 91V90H233ZM238 91V90H237ZM30 92V91H29ZM54 92V91H53ZM94 92V93H95ZM127 92H128V90H127ZM130 93L132 92V90L131 91H129ZM128 92V93H129ZM239 92V91H238ZM24 93V92H23ZM34 93V92H33ZM37 93H38V91H37ZM42 93V92H41ZM46 93V92H45ZM45 93H43L44 95H45ZM133 94H136V93H134V92H132ZM131 93V94H132ZM235 93V92H234ZM242 93V95H243V92H241ZM38 94H40V93H38ZM95 94V95H96ZM121 94V93H120ZM237 94V93H236ZM245 94V93H244ZM29 95V94H28ZM102 95V94H101ZM107 95H108V93H107ZM107 95H105V96H107ZM137 95V94H136ZM242 95H238V100H239V103L241 102L240 100L241 99H243V97H244V99L246 98V99H248L246 96H242ZM246 95V94H245ZM34 97H35V94L33 95ZM133 96V95H132ZM158 96V97H157ZM239 96H242V98L240 99V97ZM113 97H112V99H113ZM136 97H138V96H136ZM41 98H43V96L41 97ZM107 98V97H106ZM158 99V101H157V103H155V100H157ZM184 98L186 99V101L184 100ZM230 98H232V97H229V99ZM251 98L249 99V101L251 100ZM259 98V97H258ZM258 98H256L257 100H260L261 99V97L258 99ZM31 99H33V98H31ZM94 99V98H93ZM102 99H103V97H102ZM119 99V98H118ZM243 99V100H244ZM245 99V100H246ZM254 99H252V101H254ZM28 100V99H27ZM110 100V99H109ZM117 100V99H116ZM115 100V101H116ZM191 100H190V102H191ZM204 100V101H203ZM244 100V102L246 103L247 101H245ZM30 101V100H29ZM35 101V100H34ZM93 101V100H92ZM100 102V94H97L96 96H95V102ZM105 101V100H104ZM118 101V100H117ZM116 101V102H117ZM132 101V100H131ZM134 101H135V99H134ZM152 101H154L153 103H152ZM201 102V101H203V102H201V103H197V102ZM33 102V101H32ZM32 102H30V103H32ZM108 102V101H107ZM114 102V101H113ZM113 102H112V104H113ZM116 102H114V104L116 103ZM189 102V101H188ZM235 102H236V97H235ZM243 102V103H244ZM27 103H29V102H27ZM29 103V104H30ZM83 103H85V102H83ZM105 103V102H104ZM133 103V102H132ZM231 103V104H232ZM242 103V102H241ZM26 104V103H25ZM32 104H34V102L32 103ZM94 104V103H93ZM113 104V105H114ZM189 104V103H188ZM191 104V103H190ZM237 105H238V103H236ZM4 105V104H3ZM27 105V104H26ZM31 105V104H30ZM109 105H110V103H109ZM149 105V106H148ZM8 106V105H7ZM22 106L24 107L25 105L24 104H22ZM89 106V105H88ZM93 106V105H92ZM245 106H247V104L245 105ZM252 106V105H251ZM9 107V106H8ZM8 107H6V109H8ZM29 107H31V106H29ZM80 107V106H79ZM105 107V106H104ZM0 108H1V106H0ZM5 108V107H4ZM78 108V107H77ZM92 108V107H91ZM94 108V107H93ZM101 107H99V109H100ZM114 108H115V105H114ZM129 108V107H128ZM131 108V107H130ZM129 108V109H130ZM134 108H135V106H134ZM248 108H249V106H248ZM22 109V110H21ZM24 108H20V110H21V112H19V113H21L22 114V111H25L26 109H24ZM80 109H82L81 107H80ZM80 109H79V111H80ZM89 109V111H90V107L88 108ZM97 109H98V107L96 108V110L95 111H97ZM246 110L247 109V107H244V105H243V109L242 110ZM253 109V108H252ZM5 110V109H4ZM9 110V109H8ZM11 110V109H10ZM6 111L5 113H7V112H13V110L12 111ZM29 110V109H28ZM27 110V111H28ZM94 110V109H93ZM93 110H92V112H93ZM103 110V109H102ZM105 110H106V107H105ZM110 110H112V109H110ZM114 110V109H113ZM112 110V111H113ZM116 110V109H115ZM114 110V111H115ZM134 110V109H133ZM203 110H207L206 112L204 111V112H202L201 113V111H203ZM227 110V109H226ZM244 110V111H245ZM112 112V115H113V113L115 114V112ZM165 111V116L162 114V117L163 118H161V113L162 112H164ZM249 111V110H248ZM252 111V110H251ZM16 112V111H15ZM14 112V113H15ZM76 114H78L77 112H78V110L76 109ZM98 112V111H97ZM100 112H101V110H100ZM103 112V111H102ZM101 112V113H102ZM191 112V111H190ZM226 111L224 110V113H225ZM254 112H258V111H254ZM90 113V112H89ZM104 113V112H103ZM226 113H228V112H226ZM246 113H247V111H246ZM250 113V112H249ZM252 113V112H251ZM2 114H4V113H1V115L0 116H3ZM9 114V113H8ZM15 114H17V112L15 113ZM98 114V113H97ZM105 114H107V113H105ZM111 115V116H112ZM134 115V114H133ZM132 115V116H133ZM146 115V116H147ZM227 115V114H226ZM238 115V114H237ZM248 115V114H247ZM251 115V114H250ZM8 116V115H7ZM11 116V115H10ZM15 116V115H14ZM18 116V115H17ZM105 116V115H104ZM107 116H110V113H109V115H107ZM110 116V117H111ZM136 115H134V117H135ZM140 116V115H139ZM145 116V115H144ZM152 116H153V114H152ZM151 116V117H152ZM203 116H204V114H203ZM260 116L261 115H259V113L258 114H254V115H252V116H246V117H248L247 119H242L241 121H238V123L240 122H245L246 121V123H245V125L246 124H249L248 126L250 127L251 126V130L249 131L248 130V133L246 134H241V133H239V130H237V132L236 131H234L233 133H231L232 131L230 130L229 131V127H231V125H234V124H232L234 121H235V118H233L234 120H233V122H227V123H225L223 126H219L218 127V131L216 132V133H214V134H212L211 135V137L212 138H209L208 140H203V141H201V142H199V143H197L196 145L194 144V146H192V149L191 150H189V151H187L186 153H184V152H179V154H181V155H179L178 154V151H177V153H176V159L178 160L179 159V157L180 158H182V157H186L187 158V160H186V162H184V161H181V163H178L177 161V163L178 164H180V165H175V162L173 163V161H171L172 163H173V165H175V168H176V171L177 170H181L183 167L182 166H184L185 167V170L186 169H193L194 171L193 172H197V170L198 169H200L199 171L201 172H203V171H205V169H214V171H215V169H228V170H231L232 168H229L231 165H232V163H231V165H229L230 163L228 162L229 161V159H230V162H231V156H234V154L235 155H237L238 153L237 152H239L240 150H242V149H246V151L244 152V153H239V154H242L240 157H239V159L240 158H242V157H244V156H246L247 154H249V156H248V162L246 161V164H250V168H252V169H254L253 171L255 172V173H257V170H259V169H263L264 168V151H262L263 150V147H261L262 148V150L261 149H257V147L259 146V143H261L262 141H264V137H262V132H261V129L258 127V125L256 126V123L258 122L259 123V119H260ZM20 117V116H19ZM19 117H17V118H19ZM23 117V116H22ZM106 117V116H105ZM121 117H123V116H121ZM125 117V116H124ZM206 117V116H205ZM204 117V118H205ZM208 117V118H209ZM216 117V116H215ZM223 117V116H222ZM231 117V116H230ZM229 117V118H230ZM234 117V116H233ZM8 118V117H7ZM9 118H11V117H9ZM8 118V119H9ZM15 118H16V116H15ZM88 118H90V117H88ZM126 118V117H125ZM131 118V117H130ZM141 118V117H140ZM212 118V117H211ZM240 117H238V119H239ZM124 119V118H123ZM135 119V118H134ZM6 120V119H5ZM101 120H102V118H101ZM121 120V119H120ZM132 120H133V118H132ZM144 121H145V119H143ZM213 120V119H212ZM221 120V119H220ZM225 120V119H224ZM16 121H17V119H16ZM118 121H119V119H118ZM130 121H131V119H130ZM140 121V120H139ZM209 121H211V120H209ZM227 121V120H226ZM231 121H232V117H231ZM18 122V121H17ZM20 122V121H19ZM104 122V121H103ZM114 122H116V121H114ZM120 122V121H119ZM134 122H136V121H134ZM141 122V121H140ZM140 122L138 123V125L136 126V125H134L136 128L140 125V127H142L141 126V124H140ZM145 122H147V121H145ZM149 122V121H148ZM196 122H198L199 123V121H196ZM219 122V121H218ZM222 122H223V120H222ZM221 122V123H222ZM124 124L123 125H125V126H129V125H126V123L127 122H123ZM197 123V124H198ZM213 123V122H212ZM216 123V122H215ZM214 123V124H215ZM257 123V124H258ZM131 124V123H130ZM255 124V126H253ZM7 125H8V122H7V120H6V122L5 121H3L2 120V117H0V135H2V134H4L5 133V131H6V129H7ZM133 125H131V126H133ZM187 125V126H188ZM205 125V124H204ZM212 125V124H211ZM242 125H244V123L242 124ZM244 125V126H245ZM15 126V125H14ZM119 126H122V125H119ZM186 125H185V127H187ZM238 126H240V124L238 125ZM260 126V125H259ZM9 127V126H8ZM192 127V126H191ZM242 127V126H241ZM240 127V128H241ZM247 127V126H246ZM263 127V126H262ZM264 128V127H263ZM132 130H130L129 131V133H125L126 135H127V137L126 138H132V137H134V136H132V134L133 133H135V131H134V127L133 128H131ZM141 129V128H140ZM143 129H145V128H143ZM150 128H148V130H149ZM186 129V128H185ZM194 129V128H193ZM242 129H245V128H242ZM127 130V129H126ZM146 130V129H145ZM147 130V131H148ZM187 130V129H186ZM185 130V131H186ZM122 131V130H121ZM150 131V130H149ZM184 131V132H185ZM215 131V130H214ZM115 132V131H114ZM137 132V131H136ZM246 132V131H245ZM118 133V132H117ZM122 133H124V132H121V134ZM152 133V134H153ZM193 133V132H192ZM194 133H196V131L194 132ZM244 133V132H243ZM117 135L118 136V140L117 139H115V140H117V141H115V143H117L118 141H122V139L124 138V134L123 135ZM147 134H149V133H147ZM145 135V137L146 136H148L149 137V135ZM188 134V133H187ZM189 134H190V132H189ZM114 135V134H113ZM116 136V135H115ZM123 136V137H122ZM132 136V137H131ZM188 136V135H187ZM147 137V138H148ZM15 138V137H14ZM117 138V137H116ZM122 138V139H121ZM151 138V137H150ZM196 138H197V136H196ZM198 138H200V137H198ZM187 139V138H186ZM151 140V139H150ZM193 140V139H192ZM185 141V140H184ZM183 141V143H185ZM94 142V141H93ZM150 142V141H149ZM153 142V141H152ZM114 143V141L112 142V144ZM181 144V145H183V147L186 149V146H184V144ZM190 143V142H189ZM195 143V142H194ZM110 144V143H109ZM131 144H132V140H131ZM136 144V143H135ZM151 144H154V143H151ZM191 144H192V142H191ZM107 145V144H106ZM106 145H105V147H103L102 149H99V155H98V160L99 161H101V162H99V163H101L102 164V162L103 163H105V162H107V159H106V157H111L112 158V156L115 158L116 157V154H115V156H114V150L116 149V147L115 148H113V145L110 147V145H108L107 147H106ZM123 145H125V144H123ZM129 145V144H128ZM127 145V146H128ZM150 145V144H149ZM186 145H187V143H186ZM261 145V144H260ZM116 146V145H115ZM135 146V145H134ZM263 146V145H262ZM120 148H121V146H119ZM131 147H133V145L131 146ZM181 148H182V146H180ZM190 147H191V145H190ZM125 148V147H124ZM127 148H129V147H127ZM179 148V147H178ZM184 148H182V150L181 149H177L176 148V150H181V151H183V149ZM135 149V155H134V159H133V161H132V164L135 166V168H136V166L138 165V164H140V163H142V161H143V159H144V156H143V154L145 153L144 152V150L146 149L145 147H144V149L142 148V146H141V144L139 143L138 145L136 144V148L134 147L133 148V150ZM150 149V148H149ZM153 149V148H152ZM158 149H159V146H158ZM189 148H187V150H188ZM126 150V149H125ZM130 150V149H129ZM239 150V151H238ZM132 151V149L130 150V152ZM185 151V150H184ZM147 152V151H146ZM148 152H150L149 150H148ZM195 152V153H194ZM197 152V153H196ZM97 153V152H96ZM118 153V152H117ZM124 153H126V152H124ZM154 153L155 152H153V155H154ZM98 154V153H97ZM122 154V153H121ZM120 154V155H121ZM130 154V153H129ZM147 154V153H146ZM119 155V156H120ZM124 155V154H123ZM127 155V154H126ZM149 155H150V153H149ZM159 155V154H158ZM165 156V157H166ZM247 156H246V159H247ZM97 157V156H96ZM169 157V156H168ZM171 157V158H172ZM174 157L172 158V159H174ZM108 158V159H109ZM128 158V157H127ZM97 159V158H96ZM168 159V158H167ZM183 159V158H182ZM181 159V160H182ZM238 159V158H237ZM238 159V160H239ZM115 159H113L112 161H114ZM117 161L113 164V168L112 169H115L116 168V166L120 163L121 164V162H123L124 160H123V156H121V157H117V159H116ZM123 160V161H122ZM175 160V159H174ZM184 160V159H183ZM233 160H235L234 158H233ZM238 160H235L234 161V164L235 165H238V164H236L237 162L236 161H238ZM152 161V160H151ZM164 161H165V159H164ZM240 161V160H239ZM96 162H98V161H96ZM128 162V161H127ZM182 162H183V164H182ZM242 162V161H241ZM240 162V163H241ZM125 163L126 162H124V165H125ZM130 163H131V161H130ZM167 163V162H166ZM170 163V162H169ZM172 163H170V164H172ZM224 163H229V164H226V167L227 168H224V166H223V164ZM240 163H239V165H240ZM110 164V163H109ZM112 164V163H111ZM182 164V165H181ZM233 164V165H234ZM123 165V163L121 164V166H124ZM238 165V166H239ZM126 166H127V163H126ZM143 166V165H142ZM162 166H163V164H162ZM172 166V165H171ZM220 166H223V167H220ZM237 166V167H238ZM244 166V165H243ZM247 166V165H246ZM128 167V166H127ZM169 167H170V165H169ZM169 167H168V169H169ZM182 167V168H181ZM220 167V168H219ZM232 167V166H231ZM236 167V166H235ZM236 167V168H237ZM131 168H132V166H131ZM139 169L141 168V167H138ZM137 168V169H138ZM142 168H144V166L142 167ZM165 168H167V167H165ZM174 168V169H175ZM181 168V169H180ZM196 168H198L196 171H195V169ZM102 169V168H101ZM100 169V170H101ZM138 169V170H139ZM164 169V168H163ZM171 169H173V168H171ZM174 169H173V171H174ZM204 169V170H203ZM256 169V170H255ZM99 170V169H98ZM184 169H182V171H183ZM227 170V171H228ZM251 170V169H250ZM68 171V170H67ZM96 171V170H95ZM105 171V170H104ZM103 171V172H104ZM108 171V170H107ZM112 171V170H111ZM115 171V170H114ZM127 171H129V169L127 168ZM132 171H134V170H132ZM187 171V170H186ZM198 171V172H199ZM221 171H222V173L224 174V172H223V170H220V172L219 173H221ZM70 172V170L68 171V173ZM100 172H102V170L100 171ZM171 172V171H170ZM190 172H192V171H190ZM217 172V173H218ZM254 172H252V173H254ZM67 173V172H66ZM67 173V174H68ZM93 173H94V171H93ZM111 173V172H110ZM113 173V172H112ZM128 173V172H127ZM135 173V172H134ZM138 173V172H137ZM178 173H179V171H178ZM177 172H176V175L175 176H177V174H178ZM184 173V172H183ZM226 173V172H225ZM242 173H244V172H242ZM259 173H261V170H260V172ZM258 173V175L260 176L261 174H259ZM263 173V172H262ZM64 175H65V173H63ZM133 174V173H132ZM132 174H131V177H132ZM136 174V173H135ZM134 174V175H135ZM168 174H169V176L171 177V174L169 173V170H168ZM190 174V173H189ZM193 173H191V175H192ZM196 174V173H195ZM194 174V175H195ZM248 174V173H247ZM264 174V173H263ZM70 175H71V173H70ZM95 175H97V174H95ZM109 175V174H108ZM129 175V174H128ZM133 175V176H134ZM180 175V174H179ZM182 175V174H181ZM179 176V178L181 177V180L180 181H182V179L184 178L185 179V177H187L188 178V176ZM191 175H190V177H191ZM224 175H226V174H224ZM65 176H67V175H65ZM69 176V175H68ZM130 176V175H129ZM136 176V175H135ZM168 176V175H167ZM167 176H166V178H167ZM172 176H174V175H172ZM193 176V175H192ZM219 177L221 176V175H218ZM247 176H250V175H247ZM258 176V177H259ZM62 177V176H61ZM71 177V176H70ZM70 177H68V178H70ZM92 177L94 178V174L92 175ZM96 177H99V175H97ZM96 177H95V179H96ZM169 177V178H170ZM196 177V176H195ZM214 177V176H213ZM212 177V178H213ZM253 177V176H252ZM264 177V176H263ZM67 178V177H66ZM86 178V177H85ZM89 178V177H88ZM127 178V177H126ZM134 178V177H133ZM168 178V179H169ZM174 177H172V179H173ZM178 178V176L176 177V179ZM260 179H261V177H259ZM64 179V178H63ZM130 179V178H129ZM128 179V180H129ZM183 179V180H184ZM191 179V178H190ZM214 179H216V177L214 178ZM222 179V178H221ZM242 179V178H241ZM59 180H61V178L59 179ZM89 180H90V178H89ZM133 181H134V179H132ZM170 180V179H169ZM186 180V179H185ZM66 181H68L67 179H66ZM65 181V182H66ZM125 180H123V182H124ZM127 181V180H126ZM131 181V180H130ZM130 181H128V182H126V184L128 185V183L130 182ZM165 181H167V180H165ZM164 181V182H165ZM173 181V180H172ZM171 180L170 181H168V182H172ZM177 181H179V180H175V182H177ZM179 181V182H180ZM219 181V180H218ZM230 181V180H229ZM263 181H264V179H263ZM62 182H64V180H62ZM61 181H60V183H62ZM122 182V181H121ZM123 182H122V185H123ZM179 182H177V183H175V185L174 184H170V185H174V186H176L177 184H181V183H179ZM261 182V181H260ZM28 183V182H27ZM26 183V184H27ZM67 183V182H66ZM131 183H132V181H131ZM185 183V182H184ZM190 183V182H189ZM189 183H186V184H189ZM198 183H200V182H198ZM236 183V182H235ZM65 184V183H64ZM133 184V183H132ZM163 184H165V183H163ZM167 184V183H166ZM191 184V183H190ZM244 184V183H243ZM59 185V184H58ZM63 185V184H62ZM61 185V186H62ZM120 185V184H119ZM125 185V184H124ZM131 187H132V185L131 184H129ZM128 185V186H129ZM178 185V186H179ZM182 185H185V184H183V182H182V184L180 185V187L182 186ZM241 185V184H240ZM253 185V184H252ZM260 185V184H259ZM262 185V184H261ZM60 186V185H59ZM121 186V185H120ZM128 186H122L123 188H125V187H127V189L128 188H130V187H128ZM165 186V185H164ZM186 186V185H185ZM225 186V185H224ZM242 186V185H241ZM250 186V185H249ZM53 187V186H52ZM51 187V188H52ZM55 187H57V186H55ZM165 187H167V186H165ZM247 187H248V185H247ZM262 187H264L263 185H262ZM245 188V187H244ZM57 190L59 189V187H57L56 188ZM54 187H53V190H56ZM120 189V188H119ZM157 189V188H156ZM165 190H166V188H164ZM163 189V190H164ZM192 189V188H191ZM27 190V189H26ZM48 190H50V189H48ZM48 190H47V193H51L52 191V189L50 190V192H48ZM193 190V189H192ZM254 190V189H253ZM256 190V189H255ZM59 191V190H58ZM57 191V192H58ZM167 191V190H166ZM165 191V193H167ZM183 191H184V189H183ZM189 191H191L190 189H189ZM188 191V192H189ZM194 191V190H193ZM193 191H191V192H193ZM196 191V190H195ZM252 191V190H251ZM126 192H128V191H126ZM186 192V191H185ZM24 193V192H23ZM46 193V192H45ZM165 193H163V194H165ZM195 193V192H194ZM225 194L226 193V190H224V191H219V192H217L216 193V195H218V194ZM53 196H55L54 195V193H51ZM108 194H109V191H108ZM184 194V193H183ZM182 194V195H183ZM199 194V193H198ZM198 194H196V195H198ZM254 194V193H253ZM22 195V194H21ZM45 195V194H44ZM50 195V194H49ZM49 195H47L46 194V197H48ZM58 195V194H57ZM186 195H189V194H187V192H186ZM191 195V194H190ZM193 195V194H192ZM191 195V196H192ZM200 195V194H199ZM261 195V194H260ZM52 196V197H53ZM62 196V195H61ZM178 196V195H177ZM179 196H181V195H179ZM264 196V195H263ZM45 197V196H44ZM52 197L50 198V197H48V199H52ZM56 197V196H55ZM59 197V196H58ZM173 197H175V196H173ZM189 197V199H190V196H188ZM187 196L185 197L186 198V200L185 201H187L188 198ZM194 198L196 197V199H197V197H199V196H195V194H194V196H193ZM192 197V198H193ZM43 198V197H42ZM41 198V199H42ZM57 198V197H56ZM61 197H59V199H60ZM106 198V197H105ZM156 198H158V197H156ZM177 198V197H176ZM182 198H184V195L182 196ZM235 198V197H234ZM48 199H42V200H40V203H43L42 201H45V200H48ZM58 199V198H57ZM113 199H115V198H113ZM116 199H117V197H116ZM161 199V198H160ZM174 199V198H173ZM179 199V198H178ZM196 199H192L193 200V202H195V200ZM199 199V198H198ZM182 200L184 201V199H181V205L183 204L182 203ZM226 200V199H225ZM51 201H53V200H50L49 202H45V203H50ZM57 201V200H56ZM60 201V200H59ZM62 201V200H61ZM60 201V202H61ZM116 201V200H115ZM157 201V200H156ZM178 201H180V199L178 200ZM191 201V200H190ZM202 201V200H201ZM54 202V201H53ZM102 202V201H101ZM105 202V201H104ZM117 202V201H116ZM192 202V201H191ZM192 202V203H193ZM223 203H224V201H222ZM39 203V204H40ZM56 203V202H55ZM110 203H112V205L114 204L113 203V200H112V202H110ZM158 203V202H157ZM159 203H160V201H159ZM158 203V204H159ZM186 203H188L189 204V200L186 202ZM191 203V204H192ZM51 204V203H50ZM53 204V203H52ZM52 204H51V207H50V211H51V209L53 208L52 207ZM57 204H59L58 202H57ZM172 205H173V203H171ZM175 204H177V203H174V205ZM176 205L177 206V208L178 209H180V208H182V209H180V211L182 212V210H183V208H186V207H184L185 205H183V207H181V205ZM187 204V205H188ZM216 204V203H215ZM112 205H107V206H109L108 208H106V210H110L111 209V207H112ZM117 205V204H116ZM156 206H157V204H155ZM173 205V206H174ZM65 206V205H64ZM63 206V207H64ZM164 206V205H163ZM170 206V205H169ZM172 206V207H173ZM199 206V205H198ZM206 206H207V203H206ZM220 206V205H219ZM40 207H41V205H40ZM46 207V206H45ZM57 207H59V206H57L56 205V208ZM62 207V208H63ZM65 207H67V206H65ZM68 207H69V205H68ZM67 207V208H68ZM101 207V206H100ZM115 207V206H114ZM171 207V206H170ZM175 207V206H174ZM180 207V208H179ZM189 207H190V204H189ZM193 207V206H192ZM203 207V206H202ZM233 207V206H232ZM43 208V207H42ZM62 208H61V210H62ZM67 208L65 209V210H67ZM103 208V207H102ZM155 208H157V207H155ZM176 208V209H177ZM191 208V207H190ZM58 209V208H57ZM175 209V208H174ZM173 209V210H174ZM224 209H226V208H224ZM40 210V209H39ZM44 209H42V210H40V211H43ZM46 210V209H45ZM56 210V209H55ZM115 210V209H114ZM113 210V212H115ZM154 210V209H153ZM173 210H172V208H171V211H170V213H172L173 212ZM64 211V210H63ZM146 211V210H145ZM179 211V210H178ZM178 211L176 212V213H178ZM189 211V210H188ZM194 211V210H193ZM214 211H215V209H214ZM213 211V212H214ZM52 212H56V211H52ZM107 212V211H106ZM105 211L103 212H101V214L103 213V215H104V213H106ZM110 212H112V210L110 211ZM117 212V211H116ZM175 212V211H174ZM180 212V213H181ZM198 212V211H197ZM218 212V211H217ZM261 212V211H260ZM182 213H184V212H182ZM221 213V212H220ZM224 213V212H223ZM60 214H63L62 213V211H60ZM59 214V216H61ZM100 214V213H99ZM99 215V216H102V215ZM107 214H109V213H107ZM112 214V213H111ZM116 214V213H115ZM185 214V213H184ZM183 214V215H184ZM213 214V213H212ZM262 214V213H261ZM51 215H52V213H51ZM50 215V216H51ZM110 215V214H109ZM169 215H171V214H169ZM168 215V216H169ZM175 215H177V216H179V214H175ZM182 214H180V216H181ZM188 215H191V214H188ZM193 215H195V213L193 214ZM201 215V214H200ZM260 215V214H259ZM28 216H30V215H28ZM27 216V217H28ZM33 216V215H32ZM31 216V217H32ZM37 216V215H36ZM58 216V215H57ZM105 216H106V214H105ZM113 216H114V214H113ZM136 216V215H135ZM185 216V215H184ZM183 216V217H184ZM31 217H29L28 219H30ZM55 217V216H54ZM54 217H50V218H54ZM108 217V216H107ZM107 217H105V219H107V220H109L110 221V219L109 218H107ZM110 217V216H109ZM111 217H112V215H111ZM133 217V216H132ZM220 217V216H219ZM49 218V219H50ZM58 218V217H57ZM99 218V217H98ZM118 218V217H117ZM116 217H114V219H117ZM140 218H142V217H140ZM139 218V219H140ZM155 218V217H154ZM180 218H182V216L180 217ZM180 218H178V219H180ZM194 218V217H193ZM193 218H189V220L190 219H193ZM195 218H196V216H195ZM100 219H102V217H100ZM99 219V220H100ZM104 219V220H105ZM113 219V220H114ZM143 219H144V217H143ZM186 218L184 217V220H185ZM245 219V218H244ZM120 220V219H119ZM134 220V219H133ZM147 220V219H146ZM145 220V221H146ZM151 220H153V219H151ZM151 220H150V222H151ZM189 220H187V221H189ZM199 220V219H198ZM225 220H226V218H225ZM230 220V219H229ZM238 220V219H237ZM121 221V220H120ZM139 221V220H138ZM138 221H136V222H134V223H136L133 227H135L134 229H132L133 230V232L131 233V232H129V235L128 234H125L124 235V233H123V236H121L122 237V241L120 242H116L115 244H116V246L114 247V250L112 251L111 250V252L112 253H110L111 255H109V257L105 260L104 259V261L103 262H101V263H99V264H140L141 263V261L142 262H144L145 260L143 259L145 256L144 255H147V254H149V253H146L147 251H149V250H151L150 249V245H152V244H156L155 243V235H156V233H158V232H160V236H157V238H156V240L159 238V237H161V236H163V238L164 239H167L166 238V236L165 235H167L164 231H162L163 229H164V226L161 224V222H162V219L161 218H159V219H157L155 222H151V223H147L148 221H146V223H145V221H143V220H141L140 219V224L142 225V224H144V225H142V227L140 226V224H137L138 223ZM173 221V220H172ZM181 221V219L179 220V222ZM186 221V222H187ZM119 222V221H118ZM191 222V221H190ZM231 222V221H230ZM239 222H241V221H239ZM246 222V221H245ZM252 223L251 224H248V223H246V224H244V223H239V224H241L240 226H239V228H236V226H228V228H227V230H229L228 232H227V234H225V236L223 237V239L219 242V243H223V242H225V241H227V245L225 246V247H235L236 245V243L237 242H239L240 240L241 241H243V240H245L246 239V237L247 236H249L250 234H253L251 237H253V239H254V242L253 243H251V245H250V251H245L244 253H242L241 255V257L238 255V253H236V251L235 250H233L232 248H229V249H231L232 251H226V252H224L223 251V253L221 252V253H218V255L216 256V257H214L210 262H214L215 261V263H212V264H231L230 263V259H231V257L232 256H228L227 254H229V253H232V255H234V257H237L238 258V263L237 264H264V255H262V256H258V252L259 251H261L263 248H264V212H263V215L258 219V220H254V222L253 221H251ZM133 223V222H132ZM170 223V222H169ZM176 223V222H175ZM174 223V224H175ZM177 223H178V220H177ZM182 223H184V222H182ZM182 223H180V224H176V225H182ZM213 223V222H212ZM232 223V222H231ZM106 224V223H105ZM171 224V223H170ZM209 224V223H208ZM162 225V226H161ZM167 225V224H166ZM185 225V224H184ZM196 225V224H195ZM194 225V226H195ZM211 225V224H210ZM227 225V224H226ZM243 225V226H242ZM245 225V226H244ZM137 226V227H136ZM144 226V227H143ZM168 226V225H167ZM166 226V227H167ZM172 226H174L173 224H172ZM172 226H170L169 225V227H172ZM204 226H205V224H204ZM159 227L161 228V227H163L162 229H161V231H160V229H159ZM176 227H178V226H176ZM187 227H189V226H187ZM192 228H194L193 226H191ZM175 228V227H174ZM186 228V227H185ZM197 228V227H196ZM224 228V227H223ZM42 229V228H41ZM188 230H189V228H187ZM198 229V228H197ZM3 230V229H2ZM104 230V229H103ZM129 230V229H128ZM172 229L171 228H167L166 229V231L167 232H169V231H171ZM175 230H177L176 228H175ZM191 230H193V229H191ZM105 231V230H104ZM107 231V230H106ZM190 231V230H189ZM196 231V230H195ZM226 231V230H225ZM193 232V231H192ZM197 232V231H196ZM218 232V231H217ZM2 233V232H1ZM104 233H106V232H104ZM111 233V232H110ZM172 233V232H171ZM180 234V233H179ZM189 234H190V232H187V237L189 238V240H191V242H195L193 239V237H195L194 235L192 236V235H190V237H189ZM194 234V233H193ZM159 235V234H158ZM173 235V234H172ZM129 236V237H128ZM165 236V237H164ZM168 236H171V235H167V237ZM234 236H236L237 238L236 239H234ZM173 237V239H177V237L175 238L174 236H172ZM180 237V236H179ZM178 237V238H179ZM211 237V236H210ZM214 237V236H213ZM0 238H1V236H0ZM2 238H4V237H2ZM1 238V239H2ZM171 238V237H170ZM169 238V239H170ZM186 238V237H185ZM188 238H186L187 240H188ZM191 238H193V239H191ZM204 238V237H203ZM207 238V237H206ZM196 239H198V238H196ZM110 240V239H109ZM154 240V241H153ZM193 240V241H192ZM203 240V239H202ZM114 241V240H113ZM160 242H159V244L161 243V240H159ZM163 241V240H162ZM179 241V240H178ZM184 241V240H183ZM198 241V240H197ZM188 242H190V241H188ZM218 242V241H217ZM166 243H167V241H166ZM170 244V243H169ZM178 244V243H177ZM179 244H181V243H179ZM178 244V245H179ZM185 244H187L186 242H185ZM203 244H205V243H203ZM158 245V244H157ZM161 245V244H160ZM184 245V244H183ZM189 245V244H188ZM199 245V244H198ZM40 246V245H39ZM113 246V245H112ZM159 246V245H158ZM190 246V245H189ZM193 245H191V247H192ZM197 246V244L195 245L194 244V246H193V249H194V247H196ZM151 247H153V246H151ZM156 247V246H155ZM173 247V246H172ZM200 248V251H199V248ZM197 248H195L196 250L198 249V252L195 250V252L194 251H191V250H189V248L190 247H188V250L191 252V253H189V254H191V255H189L188 254V256L186 255V257L183 255H181V256H176V254H175V256L177 257H175L174 256V254H173V252H171V251H173V249H174V247H173V249H171V250H167L166 252L167 253H169V252H171L173 255H171V256H173V258H170L171 256H170V254L171 253H169V255L167 256L168 257V259L170 258L171 260H174V264H201V262H206V260L205 259H202L201 257H202V255L201 254H203L204 252L206 253H208V251L205 249V247H200V246H198ZM236 247H243V248H247L248 247V245H247V243H245V242H243V243H241L240 245H238V246H236ZM171 248V247H170ZM204 248V249H203ZM16 249V248H15ZM111 249H113V248H111ZM155 249V248H154ZM186 249H187V245H186ZM205 250V251H202V250ZM165 250V249H164ZM184 250H185V246H184ZM188 250H186V251H188ZM245 250V249H244ZM5 251V250H4ZM110 251V250H109ZM152 251V250H151ZM178 251V250H177ZM186 251H184L186 254H187V252ZM203 253H202V252ZM7 252V251H6ZM160 252V251H159ZM158 252V253H159ZM194 252V254H192ZM198 253V254H195V253ZM201 254H200V253ZM105 253V252H104ZM146 253V254H145ZM166 253V254H167ZM174 253H176L175 252V250H174ZM206 253V254H207ZM258 253V254H257ZM224 254H225V256H224ZM165 255V254H164ZM163 255V256H164ZM178 255V254H177ZM201 255V256H200ZM205 256V255H204ZM175 257V258H174ZM212 257V256H211ZM154 258H155V256H154ZM233 258V257H232ZM240 258V259H239ZM144 261H143V260ZM152 259V258H151ZM161 258H159V260H158V262L159 261H163L162 263H165V261H166V258H165V261L164 260H160ZM167 259V260H168ZM103 260V259H102ZM101 260V261H102ZM150 260V259H149ZM155 260V259H154ZM154 260H152V264H153V261ZM234 260V259H233ZM9 261V260H8ZM217 261V262H216ZM100 262V261H99ZM150 263H151V261H149ZM169 262V261H168ZM231 262H232V260H231ZM48 263V262H47ZM93 263V262H92ZM159 263H161V262H159ZM166 263H167V261H166ZM165 263V264H166ZM170 263V262H169ZM171 263H172V261H171ZM147 264H148V262H147ZM168 264V263H167ZM205 264V263H204ZM211 264V263H210Z\"/></svg>",
  "mask_w": 264,
  "mask_h": 264
}]
</instances>
